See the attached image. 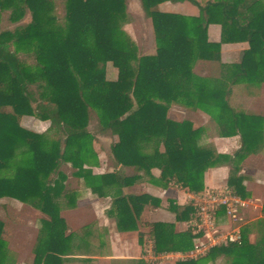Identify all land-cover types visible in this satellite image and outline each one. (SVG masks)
<instances>
[{
  "label": "trees",
  "instance_id": "1",
  "mask_svg": "<svg viewBox=\"0 0 264 264\" xmlns=\"http://www.w3.org/2000/svg\"><path fill=\"white\" fill-rule=\"evenodd\" d=\"M126 1L66 0L62 22L55 0H0V20L6 11L14 24L28 12L32 17L13 31L0 30V200L35 206L47 216L41 221L33 264H62L72 243L60 212L62 199L70 208L77 206V190L65 184L63 164H71L78 183L100 197L115 189L111 213L117 227L138 232L144 250L150 242L156 255L193 250L199 238L190 226L195 206L180 208L169 202L176 221L188 224L182 231L176 224L142 221L144 209L160 207L161 200L123 193L138 175L93 173L100 160L94 147L99 136L118 137L110 149L116 166L144 171L158 187L195 195L205 192L209 169L232 164L263 139L264 117L237 112L231 101L236 86L264 83V0H142L156 42L155 54L148 55L140 54L124 30ZM186 2L198 8L197 16L160 8ZM210 25L221 26V42L209 41ZM238 43H248L249 49L240 63L226 67L222 78L194 73L198 62L219 59L224 44ZM109 64L118 70L116 80L107 77ZM173 105L211 115L222 126V137L241 138V149L230 156L201 146V130L191 121L169 118ZM93 116L97 124L91 131ZM24 117L49 122L59 137L25 129ZM151 145L153 150L148 149ZM154 169L160 171L158 178L152 175ZM240 172L234 168L227 187L246 199ZM249 234L244 228L241 245L221 246L176 264H209L219 255L228 257L227 264H264V241L252 244ZM7 246L0 219V264H13Z\"/></svg>",
  "mask_w": 264,
  "mask_h": 264
},
{
  "label": "rangeland",
  "instance_id": "2",
  "mask_svg": "<svg viewBox=\"0 0 264 264\" xmlns=\"http://www.w3.org/2000/svg\"><path fill=\"white\" fill-rule=\"evenodd\" d=\"M201 3H205L208 0H197ZM66 0H55V13L59 17L60 21L65 20L66 16ZM163 12H172V10L179 11L184 14H197L198 9L189 2L183 4H161ZM126 9H127V20L124 23V30L130 35L134 43L137 45L139 52L141 55L155 54L156 52V42H155V34L154 28L152 24V20L146 14L142 0H127L126 1ZM10 12L6 11L3 13L0 20V30H15L20 24L25 26L29 24L32 20L31 13L28 12L26 17L18 24H14L9 20ZM23 58L29 62H33V59L29 56H23ZM235 59H231L228 61L229 63H225L222 58V51L220 53L219 59H215L210 61H200L194 67V73L203 78H222L224 74L228 71L226 67L232 66L234 64H238L240 62H234ZM118 76V70L112 65L109 64L107 67V77L109 79L115 80ZM232 105L234 106L235 111L242 112L245 114H255L264 116V83L261 85H251L248 83H243L234 88V95L232 98ZM181 106V105H180ZM179 105L176 107H180ZM185 114L182 112V119L191 120V117L188 114L192 112L198 113L196 115L198 123L203 128L202 140L206 143L210 144V146H214L212 140L222 138V126L218 124V122L211 115L203 112L202 110H189ZM190 112V113H189ZM174 116V114H173ZM23 122V121H22ZM96 119L93 116L91 121L90 130L92 131L96 126ZM25 128L28 130H32V132H37L40 134L47 135L50 139H56L59 136L56 135V131L51 128L50 123L40 122L38 119L32 117L27 119L25 122ZM111 139V136H107ZM109 139L106 141H99L97 144L98 151L104 150L105 156L102 157L103 167L99 169L93 170V172H110L116 171L115 163L111 157V148L109 144ZM113 142V139H111ZM239 143V139H236ZM115 141V139H114ZM95 146V145H94ZM96 150V149H95ZM99 154V153H98ZM252 155V154H251ZM252 156H255L257 161H252V158L247 164L252 166L253 169L257 168L259 172L264 170V143L261 144L253 153ZM241 157V156H240ZM238 158V157H237ZM236 158V159H237ZM244 160V159H243ZM236 160L233 164H229L231 174L234 173V166H239L241 161ZM99 164V161L98 163ZM97 166V165H96ZM63 172L67 175L68 180L65 183L69 188L77 190V201L81 200L84 202L86 199L97 200L99 195L93 192L86 184L83 182L81 185L78 183L76 177L73 176L75 169L71 164H63L62 168ZM128 175H133L132 170L126 171ZM135 190L129 189L127 193L134 192ZM115 189L109 191V203L114 200ZM264 196V193H262ZM2 204L5 205V209H2ZM85 203H78L76 207L70 208L67 206V201L62 199L61 212L60 215L66 220V225L68 227V231L66 233L67 236L72 237L71 246L66 253L67 256H63L62 264H131L132 261L125 260L120 263L119 261H110L107 259H92V260H83L85 258L79 256H90V257H100L95 256L98 255L96 248L89 247L84 244L83 237L90 229L89 226L93 225L94 222L97 221L98 215H94V212L91 211V207L88 205H84ZM78 208V209H77ZM169 206H166L168 209ZM252 208H249L247 212H245V219L243 221L244 228L249 229V231L255 230L257 227V221L252 222V219L256 216L251 212ZM93 212V213H92ZM47 216L37 207L23 204L19 201L10 198H4L0 200V219L5 223V227H9L10 231L6 233L5 230V240L9 238L7 251L9 252V258L11 262L16 264H33L34 263V249L38 243V238L40 234V230L42 227V220ZM149 218H147L148 220ZM152 220V219H149ZM168 220H172V217L169 216ZM116 222V220H115ZM252 223V224H251ZM188 225L180 224L177 226V230H185ZM118 229V228H117ZM92 230V229H90ZM120 231V230H118ZM122 232V231H120ZM260 238V237H259ZM255 239V238H254ZM96 246V242H94ZM97 251V252H96ZM105 251V250H104ZM132 251V253H131ZM12 255H11V254ZM138 255L134 252V250H130L125 254L128 258H133ZM142 256V252H141ZM132 260V259H131ZM143 262L145 263V256L142 257ZM228 257L219 255L217 256L211 263L209 264H227ZM177 260L164 259L159 261L157 264H176ZM151 264V263H150ZM152 264H156L155 262Z\"/></svg>",
  "mask_w": 264,
  "mask_h": 264
},
{
  "label": "crops",
  "instance_id": "3",
  "mask_svg": "<svg viewBox=\"0 0 264 264\" xmlns=\"http://www.w3.org/2000/svg\"><path fill=\"white\" fill-rule=\"evenodd\" d=\"M168 4H171V3H168ZM179 4H183V3H179ZM160 8L162 9L161 5H160ZM172 12L183 14V15H195V16L199 14V10L197 14H184V13H180L179 11H175V10H172ZM221 36H222L221 26L219 25L209 26L208 37H209L210 42L212 43L221 42ZM247 49H249L248 43L224 44L221 50L223 61L225 63H229L228 61H230L231 59H235L234 62H241L243 54ZM176 106L178 105H173L171 107L169 111V118L175 122L185 121V119H182L183 118L182 112L186 114L188 112L187 109L189 110L191 109L180 106V105H179L180 107H176ZM188 115L193 117V119L189 121L193 123L194 128L201 130L200 137L198 139V142L201 146L214 149L219 154L230 155V156H233L235 152L241 149L242 141L239 136L232 137V138L222 137L220 139L212 140V143L214 144V146L213 145L210 146V144L206 143L204 140L201 139L202 134H203V128L197 121L196 115H198V113L192 112L191 114H188ZM30 118L32 117H24L22 119L23 121L22 126L24 128H25L26 120ZM40 122H43V121H40ZM43 123H49V122H43ZM107 136L105 135L99 136L94 142V145H95L94 147L97 153H99L98 155H99L100 160H99V164H97V166L95 165L92 168L93 170L103 167L102 157L105 156V152L104 150L98 151L97 144L99 143V141H106V139H109ZM111 139H113V142ZM111 139H109V142H110L109 144L117 143L119 140L117 136H111ZM236 139H239V143L236 142L237 141ZM263 143H264V130H263V139L260 142V144H258L251 152H244L241 154L242 155L241 157L239 156L238 158L236 157L237 159L236 158L234 159V162H236V160L238 161L240 159L241 160L244 159L243 161H241L242 164L238 166L241 168V172L239 173V175H243L245 178L243 182V187L246 189V193L248 194V198H246V200L249 202L250 208H252L251 212L254 213V215L256 216L255 218L252 219V222L254 223L257 221V224H258L257 225L258 228H256L252 232L250 231V234H249V239L252 244H257L259 242L264 241V196L262 195V193H264V170L259 172L257 168L253 169V167L249 166V163L247 164V162H249L252 158L255 157V156H252L253 153ZM111 145H110V148H111ZM152 148L154 149L155 145H151L148 147L149 150H153ZM159 149L161 152L165 151V148L163 145H160ZM252 161L255 162L257 160L256 158H254L253 160L250 161V163ZM114 167L116 171L120 172L121 178H126L128 176L131 178L133 175H138V179L130 187L122 189L124 194L146 193V194H149L161 200L160 207L152 208L150 206H147L144 209L142 213V218H141L142 221L152 222V223L163 222V223L176 224V227L180 224L188 225L185 222H177L176 215L172 213L169 210V208L166 209V206L167 205L169 206V202L172 201L176 205H178L180 208H184L190 203V198L195 194H192L187 191L174 188V187H170L168 189L158 187L152 184V179H153L152 176H149L144 171L137 173L132 168L116 166V164ZM235 167L237 166H234V168ZM127 170H132L133 175H128L126 172ZM112 172L113 171L105 172V173H100V172H97V173L93 172V173L95 175H102V174H107V173H112ZM152 175L154 176V178H158L160 176V171L158 169H154L152 171ZM230 176H231V170H230L229 164H223L216 168L209 169L205 174V186H206L205 191L209 189L226 188ZM132 188L135 191L127 193V190L132 189ZM109 197L110 196H107V197L99 196L97 200H91L90 198L89 199L85 198L84 202H82L81 200L77 201V205L78 203L79 204L85 203L84 205L86 206L88 205V207H91L90 210L94 212V215L97 214L99 218L97 219L96 222H94L93 225L89 226L90 229L92 230L90 229L88 230V232L85 234V237H83V242L87 246V248L88 247L90 249H92V247L96 248V250L99 252H98V255H95V256H100V257H90L87 255L79 256V257L85 258L83 260H92V259L101 258V259H107L110 261L111 260L119 261L120 263H123L122 261H125V260H130L132 261L131 264H137V262L143 261L142 260L143 256H145L146 258L145 263L147 264H150V263L152 264L154 262L157 264L159 261H161V260H151L145 254V251L147 249L153 248V242H150L147 248L144 250L143 246L140 244L138 232L118 231L119 229H117L118 228L117 223L115 222L116 219L114 218V215L111 213L112 202L109 203L110 201ZM1 208L5 209V205L2 204ZM169 216L172 217V220H168ZM147 218L152 219V220H149V219L147 220ZM5 230L7 233L8 231H10V228L5 227ZM179 231H182V230H179ZM6 242L8 244L9 238L8 239L6 238ZM94 242L97 243L96 246L93 245L95 244ZM131 249L134 250V252L136 253L138 251V255L134 257V259L128 258L125 256V254H127V252L130 251ZM141 252H142V256H141ZM174 260H177V262L179 261L177 258H175ZM13 264H16L15 261L13 262Z\"/></svg>",
  "mask_w": 264,
  "mask_h": 264
},
{
  "label": "built area",
  "instance_id": "4",
  "mask_svg": "<svg viewBox=\"0 0 264 264\" xmlns=\"http://www.w3.org/2000/svg\"><path fill=\"white\" fill-rule=\"evenodd\" d=\"M190 203L196 208V218L190 223L199 238L188 253H170L156 255L153 248L145 251L151 260L175 259L179 261L195 259L209 251L229 245H241L243 242V221L249 202L228 187L209 189L203 194L193 195Z\"/></svg>",
  "mask_w": 264,
  "mask_h": 264
}]
</instances>
